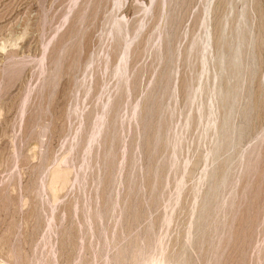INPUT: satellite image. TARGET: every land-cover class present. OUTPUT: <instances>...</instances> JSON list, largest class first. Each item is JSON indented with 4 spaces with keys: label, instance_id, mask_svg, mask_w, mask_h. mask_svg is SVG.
<instances>
[{
    "label": "rangeland",
    "instance_id": "1",
    "mask_svg": "<svg viewBox=\"0 0 264 264\" xmlns=\"http://www.w3.org/2000/svg\"><path fill=\"white\" fill-rule=\"evenodd\" d=\"M0 264H264V0H0Z\"/></svg>",
    "mask_w": 264,
    "mask_h": 264
},
{
    "label": "bare ground",
    "instance_id": "2",
    "mask_svg": "<svg viewBox=\"0 0 264 264\" xmlns=\"http://www.w3.org/2000/svg\"><path fill=\"white\" fill-rule=\"evenodd\" d=\"M122 64V63H121Z\"/></svg>",
    "mask_w": 264,
    "mask_h": 264
}]
</instances>
